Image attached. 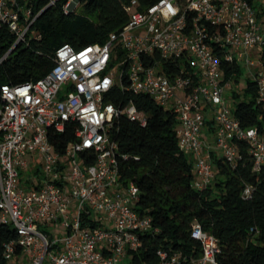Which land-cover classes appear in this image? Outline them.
Listing matches in <instances>:
<instances>
[{
	"label": "built area",
	"instance_id": "built-area-1",
	"mask_svg": "<svg viewBox=\"0 0 264 264\" xmlns=\"http://www.w3.org/2000/svg\"><path fill=\"white\" fill-rule=\"evenodd\" d=\"M34 0H0V26L16 47L39 39ZM65 13L83 0H61ZM128 20L104 43L74 48L63 43L41 78L0 83V223L15 230L5 242L8 264H131L129 252L156 232L152 217L137 210L138 187L123 184L118 168L114 121L125 114L147 124L132 101L117 107L104 101L115 85L146 94L177 117L179 149L191 156L192 186L201 190L216 177L214 155L232 167L243 160V142L254 171L264 168V132L243 127L226 104L220 59L247 69L264 104V0H158L141 8L124 5ZM253 50V54L250 53ZM118 58L121 68L111 67ZM73 128L61 151L54 134ZM254 186L245 184L244 198ZM42 227V228H41ZM251 232L257 233L255 227ZM197 256L160 248L156 263L219 264V239L194 221Z\"/></svg>",
	"mask_w": 264,
	"mask_h": 264
},
{
	"label": "trees",
	"instance_id": "trees-1",
	"mask_svg": "<svg viewBox=\"0 0 264 264\" xmlns=\"http://www.w3.org/2000/svg\"><path fill=\"white\" fill-rule=\"evenodd\" d=\"M65 1V0H63ZM128 0H83L80 12L65 13L62 2L47 7L36 20L39 39L16 47L0 63V83L18 84L43 77L53 65V52L63 43L74 48L104 43L112 32L119 31L128 20L124 5ZM141 8L158 0H139ZM49 0H34V12ZM264 11H261V15ZM13 43L6 25L0 26V57ZM264 58V52H263ZM226 79L238 80L240 65L220 59ZM255 81L247 78L243 98L237 100L234 116L243 127L264 132V104L257 103ZM232 96L239 95L233 91ZM106 103L123 107L129 101L147 115L140 125L122 114L114 121L112 139L118 144L120 180L138 187L137 210L152 217L156 232L143 236V245L129 252L131 264L156 263L160 248L197 256L198 240L191 237L194 221L219 239V264H264V168L254 171L243 142L237 145L243 160L237 167L214 155L216 177L208 187L192 186L194 169L191 156L182 152L176 135L177 117L157 105L146 94H134L118 85L104 96ZM74 138L73 128L54 134L53 144L59 151ZM245 184L254 186L250 198L242 196ZM255 227L257 233L251 232ZM15 230L0 223V264L4 243L15 238Z\"/></svg>",
	"mask_w": 264,
	"mask_h": 264
},
{
	"label": "rangeland",
	"instance_id": "rangeland-1",
	"mask_svg": "<svg viewBox=\"0 0 264 264\" xmlns=\"http://www.w3.org/2000/svg\"><path fill=\"white\" fill-rule=\"evenodd\" d=\"M82 9V6H80L76 11L80 12ZM250 53L253 54V50H250ZM242 68V73L239 76V78H237L238 80H233L230 87H228L226 89L225 92V96H226V104L229 107V109L231 110V112L234 113V109H235V105L238 102L237 100L242 99L243 96V91L246 87L247 84V78L249 76L247 69L244 67V65L241 67ZM120 67H119V60L118 58L114 59V64L111 67V70L114 71V76L118 75L119 71H120ZM233 91H236L237 94L239 95L238 98H234L232 96ZM42 228V227H41ZM126 264V263H125Z\"/></svg>",
	"mask_w": 264,
	"mask_h": 264
},
{
	"label": "crops",
	"instance_id": "crops-1",
	"mask_svg": "<svg viewBox=\"0 0 264 264\" xmlns=\"http://www.w3.org/2000/svg\"><path fill=\"white\" fill-rule=\"evenodd\" d=\"M264 28V27H263Z\"/></svg>",
	"mask_w": 264,
	"mask_h": 264
}]
</instances>
